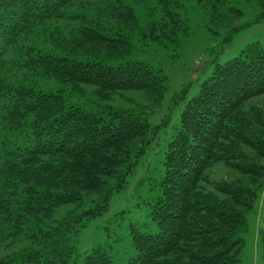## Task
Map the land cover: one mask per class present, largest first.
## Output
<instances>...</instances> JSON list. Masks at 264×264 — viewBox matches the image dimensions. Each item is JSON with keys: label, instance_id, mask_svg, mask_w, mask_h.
<instances>
[{"label": "trees", "instance_id": "16d2710c", "mask_svg": "<svg viewBox=\"0 0 264 264\" xmlns=\"http://www.w3.org/2000/svg\"><path fill=\"white\" fill-rule=\"evenodd\" d=\"M156 1L164 17L150 36L179 42L186 22L173 12V0ZM255 1L264 18V0ZM76 2L0 0V244L15 246L0 255V264H69L76 236L108 211L158 130L146 105L87 110L68 104L83 85L101 98L140 92L158 103L167 89L163 70L147 62L109 64L130 51L132 32L91 21ZM126 13L127 22L135 20L130 7ZM59 22L79 23L66 31L73 46L64 52L38 39L46 23ZM54 84L56 91L45 89ZM261 96L264 48L251 44L216 63L186 100L150 205L156 230L132 226L130 264H240V234L264 192V111L247 106ZM216 165L238 177H216ZM83 264L117 263L98 244Z\"/></svg>", "mask_w": 264, "mask_h": 264}, {"label": "rangeland", "instance_id": "374dc122", "mask_svg": "<svg viewBox=\"0 0 264 264\" xmlns=\"http://www.w3.org/2000/svg\"><path fill=\"white\" fill-rule=\"evenodd\" d=\"M76 1L80 15L91 21H102L105 27L115 23L124 31L132 32L130 51L124 57L108 59L109 64L143 61L163 70L167 77V89L160 103L140 92L115 93L101 98L88 85H83L79 92L71 93L68 98V104L87 110L100 106L137 109L146 105L145 114L151 128L158 127L152 144L134 172L128 175L124 188L114 191L108 211L92 220L76 236V256L69 263L83 264V258L94 246L104 244L117 264H130L135 254L132 226L146 232L156 230L149 215L150 205L158 195L167 144L180 124L186 100L197 94L201 82L216 63L234 59L251 44H260L264 48V18H259L261 8L255 0H223V3L218 0H173V12L181 16L189 30L180 34L179 42L174 37L159 43L150 36L151 27L164 17L156 0ZM128 7L135 20L129 16L127 22ZM78 26L77 22L46 23L38 36L39 43L64 52L73 46L66 31ZM58 29L62 30V35L53 34ZM57 88L58 85L54 84L45 89L56 91ZM254 105L257 113L258 110L264 111V96L247 104L248 107ZM214 172L216 177L225 174L228 178L238 177L223 165H216ZM263 193L258 195L247 216V227L240 234L244 241L240 264H264ZM67 208L70 207L60 212ZM22 244L25 242L17 246L20 248ZM13 249L15 246L4 248L0 244V255Z\"/></svg>", "mask_w": 264, "mask_h": 264}]
</instances>
